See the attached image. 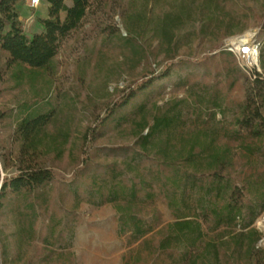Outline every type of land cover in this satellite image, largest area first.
I'll list each match as a JSON object with an SVG mask.
<instances>
[{
	"label": "rangeland",
	"instance_id": "1",
	"mask_svg": "<svg viewBox=\"0 0 264 264\" xmlns=\"http://www.w3.org/2000/svg\"><path fill=\"white\" fill-rule=\"evenodd\" d=\"M27 1L19 17L24 34L30 37L43 30L46 15L41 18L39 12L45 0L35 9ZM263 9L264 0H105L62 41L52 86L43 77L33 83L23 80L18 86L11 80L0 81L3 142L15 129L16 108L35 95L44 99L42 104L56 107L59 126L70 135L63 158L54 163L53 180L29 196L16 198L0 214V231L17 264H181L185 242L161 246L167 226L174 222L159 192L162 174L169 171L154 160L138 158L132 149L131 130L140 117L150 118L156 107L163 109L183 100L182 133L197 127L221 129L222 140L232 148L239 179L258 183L264 179V149L249 154L245 146L258 143L235 132L239 105L254 87V73H261L259 57L257 65H248L226 48L228 40L246 33L262 43L264 36L256 24ZM168 29L171 40L163 36ZM127 32L139 37L141 49L119 38ZM218 42H223L222 48L213 52ZM206 54L211 59L204 63L180 62ZM167 55L174 57L167 76L153 80L121 111L129 114L143 106L142 112L123 126L115 127L112 122L104 127L100 139L90 146L89 163L72 179L82 167L72 153L77 137L92 125L94 117L103 116L113 99L110 93L161 74L170 64ZM82 72L84 80L80 81ZM215 101L226 104L224 116L214 108ZM14 173L13 166L3 170L0 160L1 176ZM133 185L138 198L131 202L127 193ZM127 205L144 228L152 229L142 238L119 233V209ZM252 227L264 236V211Z\"/></svg>",
	"mask_w": 264,
	"mask_h": 264
},
{
	"label": "trees",
	"instance_id": "2",
	"mask_svg": "<svg viewBox=\"0 0 264 264\" xmlns=\"http://www.w3.org/2000/svg\"><path fill=\"white\" fill-rule=\"evenodd\" d=\"M24 1L0 0V81L11 80L18 86L23 80L33 83L43 77L45 83L52 86L51 79L56 74L54 61L62 41L79 28L95 5L105 0H45L48 7L47 18L42 21L43 30L30 37L24 34L19 17ZM256 25L264 36V9ZM118 36L133 48H140L137 35L127 32L126 36ZM163 36L171 40V31L165 30ZM222 43L214 44L212 51L221 50ZM210 59L206 54L201 59H181L180 62L200 64ZM166 60L170 64L161 74L132 81L126 89L116 88L110 93L113 99L105 106L103 116L94 117L92 125L77 137L72 153L82 167L73 173L72 179L89 163L90 146L100 139L104 127L112 122L115 127L123 126L131 116L142 112L143 106H139L129 114L121 113L137 93L151 86L153 80L167 76L174 57L167 55ZM259 68L261 73H254V87L239 105L235 121L236 133H244L258 143L245 146L249 154L264 149V39L259 45ZM83 77L84 72L79 80L83 81ZM43 101L35 95L21 103L16 108L18 120L12 136L6 143L0 138L3 170L13 166L15 172L14 175H0V214L16 198L29 196L53 180L54 163L66 152L68 130L59 126L56 107L44 105ZM183 102L169 103L163 109L156 107L150 118L140 117L136 128L131 130L135 155L154 160L169 171L162 174L159 192L174 222L167 226L161 246L185 242L181 264H264V236L252 227L264 211V179L259 183L239 179L234 170L232 148L222 140L221 129L197 127L182 133L180 104ZM214 108L222 116L226 114L227 106L223 101H215ZM4 114L1 112L0 117ZM127 196L131 202L138 198L134 185ZM131 211L128 205L119 209V233L130 232L135 238H142L152 229L144 228ZM14 218L19 219V215ZM247 218L250 219L245 222ZM17 235L20 236L19 229ZM261 240L263 245L259 246ZM11 250L0 231V264H17ZM26 263L31 264L30 261Z\"/></svg>",
	"mask_w": 264,
	"mask_h": 264
},
{
	"label": "built area",
	"instance_id": "3",
	"mask_svg": "<svg viewBox=\"0 0 264 264\" xmlns=\"http://www.w3.org/2000/svg\"><path fill=\"white\" fill-rule=\"evenodd\" d=\"M40 3H41V0H28L27 1V4H28V6H29L30 9L37 8ZM251 48H254V51L256 52V58H257V61H258V57H259V44H257L256 40H254V39H252V41H251L250 44L243 46L240 51L239 50L238 51H234V48L231 45L228 47L227 50L230 51V52H233L235 55H237L241 59H243L246 62H248L246 60V58L250 54ZM254 65H257V62Z\"/></svg>",
	"mask_w": 264,
	"mask_h": 264
},
{
	"label": "bare ground",
	"instance_id": "4",
	"mask_svg": "<svg viewBox=\"0 0 264 264\" xmlns=\"http://www.w3.org/2000/svg\"><path fill=\"white\" fill-rule=\"evenodd\" d=\"M252 38H253L252 33H246L242 36L232 39L231 46L234 48V51H238V50L240 51L243 46L251 43ZM246 60L248 61L247 62L248 65H254L257 62L256 52L254 51V48H251L250 54L248 55Z\"/></svg>",
	"mask_w": 264,
	"mask_h": 264
},
{
	"label": "crops",
	"instance_id": "5",
	"mask_svg": "<svg viewBox=\"0 0 264 264\" xmlns=\"http://www.w3.org/2000/svg\"><path fill=\"white\" fill-rule=\"evenodd\" d=\"M47 7H48V4L45 1V5H44L43 9L41 10V12H39L41 18L44 17V15H46L45 18H47ZM35 13H37V11Z\"/></svg>",
	"mask_w": 264,
	"mask_h": 264
},
{
	"label": "water",
	"instance_id": "6",
	"mask_svg": "<svg viewBox=\"0 0 264 264\" xmlns=\"http://www.w3.org/2000/svg\"><path fill=\"white\" fill-rule=\"evenodd\" d=\"M232 40V39H231ZM231 40H228L227 42H226V48L228 49V47L231 45Z\"/></svg>",
	"mask_w": 264,
	"mask_h": 264
}]
</instances>
